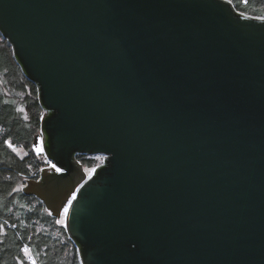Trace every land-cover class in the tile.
Here are the masks:
<instances>
[{"label":"water","instance_id":"water-1","mask_svg":"<svg viewBox=\"0 0 264 264\" xmlns=\"http://www.w3.org/2000/svg\"><path fill=\"white\" fill-rule=\"evenodd\" d=\"M0 33L39 85L32 150L52 163L22 190L82 264H264V19L231 0H0ZM79 153L107 159L88 172Z\"/></svg>","mask_w":264,"mask_h":264},{"label":"trees","instance_id":"trees-1","mask_svg":"<svg viewBox=\"0 0 264 264\" xmlns=\"http://www.w3.org/2000/svg\"><path fill=\"white\" fill-rule=\"evenodd\" d=\"M245 13L264 17V0H231ZM39 85L30 80L18 63L11 45L0 40V264H31L25 247L36 264H82L77 245L65 226L44 203L26 195L18 186L27 179H39L46 165L44 156L32 150L34 136L41 129L44 108ZM24 146L20 157L9 146ZM85 169L92 170L103 155H77Z\"/></svg>","mask_w":264,"mask_h":264},{"label":"rangeland","instance_id":"rangeland-1","mask_svg":"<svg viewBox=\"0 0 264 264\" xmlns=\"http://www.w3.org/2000/svg\"><path fill=\"white\" fill-rule=\"evenodd\" d=\"M3 39V36L2 34L0 33V40ZM41 129L39 130L38 133H40ZM11 148L15 151V153H17L20 157H24L25 155L28 154L29 150L26 149L24 146H14V145H11ZM33 149V148H32ZM34 152V151H33ZM42 156H44L45 158V161H46V166H49L50 165V161L46 158V156L43 154ZM43 169V168H42ZM87 170V169H86ZM42 171V170H41ZM88 172L92 171V170H87ZM28 180V179H27ZM27 180H23V182L18 186V189H23V187L27 184ZM51 213V212H50ZM52 214V213H51ZM56 218V217H55ZM58 220V218H57ZM59 223L63 224L64 225V217L60 218V221ZM31 254V257L35 260V258L33 257V254ZM36 261V260H35Z\"/></svg>","mask_w":264,"mask_h":264},{"label":"snow or ice","instance_id":"snow-or-ice-1","mask_svg":"<svg viewBox=\"0 0 264 264\" xmlns=\"http://www.w3.org/2000/svg\"><path fill=\"white\" fill-rule=\"evenodd\" d=\"M258 19H264V17H258ZM11 147V145H9ZM53 168H56L55 165H52ZM59 171L60 169H56ZM75 199V197H73ZM71 207V202H69V206L64 208V214L67 215L69 212V208ZM23 251L29 256V259L31 260V264H36V261L31 257L30 249L25 247ZM20 264H23V261L20 262Z\"/></svg>","mask_w":264,"mask_h":264},{"label":"built area","instance_id":"built-area-1","mask_svg":"<svg viewBox=\"0 0 264 264\" xmlns=\"http://www.w3.org/2000/svg\"><path fill=\"white\" fill-rule=\"evenodd\" d=\"M106 159H107V156H104V155H103V161H102V163H101L100 165H98V166L103 165V164L105 163ZM50 164H52V163H50ZM96 167H97V166H96ZM96 167H95V168H96ZM95 168H94V169H95Z\"/></svg>","mask_w":264,"mask_h":264}]
</instances>
